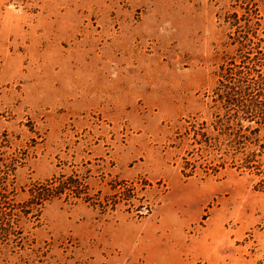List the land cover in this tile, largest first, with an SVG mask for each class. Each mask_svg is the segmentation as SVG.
Here are the masks:
<instances>
[{"label":"rangeland","instance_id":"rangeland-1","mask_svg":"<svg viewBox=\"0 0 264 264\" xmlns=\"http://www.w3.org/2000/svg\"><path fill=\"white\" fill-rule=\"evenodd\" d=\"M248 21L264 40V0H0V180L15 163L23 202L73 175L96 202L45 201L0 264H264L260 176L187 132Z\"/></svg>","mask_w":264,"mask_h":264},{"label":"trees","instance_id":"trees-1","mask_svg":"<svg viewBox=\"0 0 264 264\" xmlns=\"http://www.w3.org/2000/svg\"><path fill=\"white\" fill-rule=\"evenodd\" d=\"M240 20L238 14L233 16L235 24ZM247 23L251 28L250 21ZM255 29H241L232 36L237 41L239 57L231 56L220 67L219 85L214 90L212 104L213 118L197 122L187 132L192 134L199 150L210 149L219 155V167L229 163L233 167L254 170L260 176L257 189L264 191V40H253ZM2 165L3 170L8 171L0 180V240L10 235L23 216L30 215L35 209L37 213L34 215H38L43 203L53 197L68 193L96 205L83 180L73 175L38 182L30 188L29 198L19 202L15 188L16 164L2 160ZM118 186L115 196L126 195V199L133 196L132 188ZM150 210L148 208V212Z\"/></svg>","mask_w":264,"mask_h":264}]
</instances>
